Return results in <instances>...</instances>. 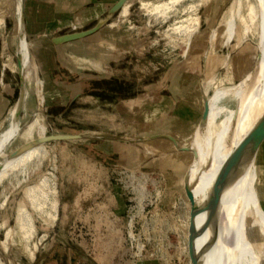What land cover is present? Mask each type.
Listing matches in <instances>:
<instances>
[{"label": "rangeland", "instance_id": "rangeland-1", "mask_svg": "<svg viewBox=\"0 0 264 264\" xmlns=\"http://www.w3.org/2000/svg\"><path fill=\"white\" fill-rule=\"evenodd\" d=\"M58 1L49 0L48 5H63ZM115 1L77 0L79 7L68 16V24L54 23L40 33L45 41L41 48L34 44L35 37L27 36L37 66L26 68L29 106L37 104L39 77L47 134L75 133L81 138L47 142L49 154L41 172L56 182L58 216L46 221L33 212L36 230L27 246L4 240V230L16 225L24 184L13 186L7 177L0 181L1 263L192 264V205L185 177L194 152L165 136L142 138L169 134L191 144L205 95L212 94L205 93L203 79L213 28L231 0L203 2L200 30L189 46L183 34L169 28L187 16L181 10L190 0L178 4L179 12L167 18L152 9L165 0H126L127 15L118 10L81 38L60 44L51 39L94 27ZM21 20L25 28L24 16ZM6 21L0 29V71L5 91L9 86L8 110L21 87L12 8ZM245 41L231 52L235 81L253 68L258 53L253 40ZM224 53L225 47L218 45L211 56ZM7 62L15 70L4 67ZM255 160V185L264 209V136ZM33 174L27 183L37 180Z\"/></svg>", "mask_w": 264, "mask_h": 264}, {"label": "bare ground", "instance_id": "bare-ground-1", "mask_svg": "<svg viewBox=\"0 0 264 264\" xmlns=\"http://www.w3.org/2000/svg\"><path fill=\"white\" fill-rule=\"evenodd\" d=\"M182 1L165 0L153 4L152 9L155 14L161 13L167 18L179 10L178 4ZM204 1L190 0L181 10L187 16L169 28L183 34L188 46L200 30L199 10ZM10 8L15 17L21 87L19 96L0 124V181L7 177L13 186L24 185L23 195L16 206V225L4 230V240L17 245L26 243L27 246L36 230L33 212L46 221H54L58 216L59 201L54 178L41 172L49 149L47 143L41 141L48 134L46 115L41 108L43 80L39 77L35 78L37 104L29 106L26 68L37 66L32 60L26 30L21 22L24 0H0V29L6 26ZM128 10L129 4L125 2L120 13L125 16ZM213 30L215 37L207 52V70L203 79L205 93L212 92L209 96L210 113L207 123L197 128L192 138L190 145L193 149L189 150H195L197 156L186 179L198 199L208 195L223 163L244 142L248 131L264 111V0H231ZM247 39L258 46L255 64L243 78L235 81L231 52ZM218 45L225 47V53L211 56ZM9 65L12 67L8 62L4 67ZM12 69L15 70L14 66ZM20 147H23L20 152L13 155ZM33 173H37V180L27 183ZM258 174L259 162L254 157L224 188L214 206L197 216L198 223L206 220V231L197 239V248L209 244L203 264H264V209L255 185Z\"/></svg>", "mask_w": 264, "mask_h": 264}, {"label": "water", "instance_id": "water-1", "mask_svg": "<svg viewBox=\"0 0 264 264\" xmlns=\"http://www.w3.org/2000/svg\"><path fill=\"white\" fill-rule=\"evenodd\" d=\"M126 0H117L109 9L108 15L106 17L101 18L98 23L86 30L74 31V32H66L60 35H56L52 38L53 42L56 44H60L66 41H70L73 39L81 38L87 34H90L96 31L100 24L106 21L112 14L116 11L120 10ZM23 18V14L21 19ZM22 21V20H21ZM210 113V101L209 96L205 95V109L203 115L201 117L199 127H202L205 123H207ZM165 136L174 141V143L181 149L189 150L193 149L191 145L189 146H181L179 141L172 135L169 134H158L153 136L143 137V140H149L156 137ZM264 136V111L252 125L250 130L248 131L244 142L236 148V150L226 159L223 163L221 169L216 175L210 191L208 195L203 199H198L193 191V187L189 183L188 180V172L185 177V190L191 202V224H190V240H189V251L192 259V264H203V257L209 246L208 243H205L200 248H197V239L199 236L205 233L206 231V220L202 223L197 222V216L201 213L208 212L216 203L218 197L224 190V188L229 184V182L237 176V174L241 171V169L252 159L255 157L262 137ZM81 138L80 134L75 133H51L46 137L41 139L42 142H49L54 140H73ZM23 147H20L12 154L16 155ZM195 157L197 156V152L194 150Z\"/></svg>", "mask_w": 264, "mask_h": 264}, {"label": "crops", "instance_id": "crops-1", "mask_svg": "<svg viewBox=\"0 0 264 264\" xmlns=\"http://www.w3.org/2000/svg\"><path fill=\"white\" fill-rule=\"evenodd\" d=\"M71 1L72 0H61L58 2H63V5L57 3L53 7H51L48 5L49 0H25L23 13L25 30L28 37H35L36 40L34 41V44L37 48H41L45 44L44 38L42 35L40 36V33L44 34L48 30H50V25L54 23H59L58 25L69 23V21H67L68 16L70 15V13L72 14L73 9L79 7V3L76 2L77 0L72 2ZM99 2V5H101L102 2ZM103 2H105V0H103ZM73 4L78 5L75 6ZM94 6H96V4ZM111 6L109 7V9L111 8ZM56 35L60 34L52 35L51 39ZM3 74V71H0V124L5 117V112L7 111L8 103L10 100L9 86L7 85V91H5L6 89L4 87Z\"/></svg>", "mask_w": 264, "mask_h": 264}]
</instances>
